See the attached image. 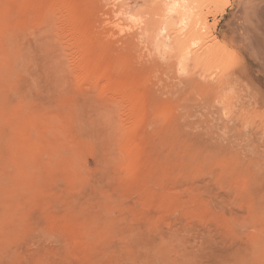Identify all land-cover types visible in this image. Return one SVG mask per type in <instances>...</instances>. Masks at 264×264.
<instances>
[{
    "label": "rangeland",
    "instance_id": "obj_1",
    "mask_svg": "<svg viewBox=\"0 0 264 264\" xmlns=\"http://www.w3.org/2000/svg\"><path fill=\"white\" fill-rule=\"evenodd\" d=\"M170 1L0 0V264H264V66Z\"/></svg>",
    "mask_w": 264,
    "mask_h": 264
},
{
    "label": "bare ground",
    "instance_id": "obj_2",
    "mask_svg": "<svg viewBox=\"0 0 264 264\" xmlns=\"http://www.w3.org/2000/svg\"><path fill=\"white\" fill-rule=\"evenodd\" d=\"M188 8L180 0H171L166 6V13L176 15L181 20L188 18ZM233 17L232 21L242 29L240 38L250 42L254 57L264 66V0H240Z\"/></svg>",
    "mask_w": 264,
    "mask_h": 264
}]
</instances>
